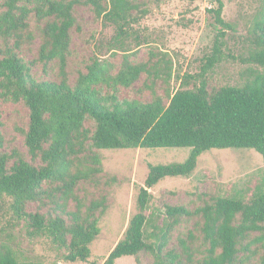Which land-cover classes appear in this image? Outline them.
Listing matches in <instances>:
<instances>
[{"label": "trees", "instance_id": "obj_1", "mask_svg": "<svg viewBox=\"0 0 264 264\" xmlns=\"http://www.w3.org/2000/svg\"><path fill=\"white\" fill-rule=\"evenodd\" d=\"M136 1L0 0V99L22 102L28 109L25 141L32 160L16 150L2 152L4 136L0 131V195L12 198L13 212L24 220L28 237L48 236L66 250L67 261L87 262L91 242L100 233L99 217L107 208L105 193L93 198L79 193L82 182L97 183L103 171L96 150L190 147L184 162L149 165L148 177L138 193L137 212L103 264H116L119 258L142 251L153 254L152 264H243L241 250L249 253L248 259L255 254L245 243L252 232H260L254 241L264 245V187L249 201L202 192L199 197L204 203L195 209L165 204L157 216H148L146 211L152 198L150 189L164 177L190 175L204 151L251 148L264 161V4L251 25L248 56L229 54L263 68L241 85L208 88L209 71L225 57V30L215 36L212 51L197 75L199 83L167 92V102L157 94L150 101L119 100L115 94L119 86L131 87L143 73L153 79H169L171 66L165 58L154 63L125 58L116 73L111 63L97 59L71 84L68 53L76 6H92L98 17L116 27L119 36L139 19L132 13L138 7ZM215 1L217 6L208 12L217 24L232 29L223 17L224 1ZM32 15L38 21L46 20L39 60L45 66L58 60L56 80L36 78L34 62L21 56V47L35 39ZM104 86L111 88L112 94H104ZM87 117L96 123L93 133L85 125ZM1 119L0 106V125ZM31 202L38 203L39 209L47 208L46 212L28 211ZM194 217H198V235L190 229L179 238L180 252L165 251L174 229ZM149 223L156 228L155 242L146 240ZM0 264L37 263L19 260L9 245L2 244ZM258 264H264V255Z\"/></svg>", "mask_w": 264, "mask_h": 264}, {"label": "rangeland", "instance_id": "obj_2", "mask_svg": "<svg viewBox=\"0 0 264 264\" xmlns=\"http://www.w3.org/2000/svg\"><path fill=\"white\" fill-rule=\"evenodd\" d=\"M223 1V17L232 25V29L217 24L208 12L209 8L217 6L215 0H137L138 7L132 13L139 19L127 28L126 33L119 36L116 27L106 24L102 17L96 15L92 6H76V23L71 30L72 42L68 53L71 84L97 59L111 63L113 73H116L125 58L133 62L151 63L165 58L171 66L169 79H153L143 73L131 87L119 86L115 94L119 100L140 101H150L157 94L167 102V92L193 88L199 83L197 75L212 51L215 36L220 30H225V57L209 71L208 88L213 90L224 85H241L255 71H263V68L233 59L229 54L236 57L248 56L251 44L247 38L264 0ZM45 23L46 20L38 21L35 15L30 17L35 39L32 43L24 44L20 53L25 60L34 62L32 73L36 78L56 80L59 77L58 60L49 62L47 66L39 60L41 31ZM102 92L112 94L113 90L104 86ZM0 106V131L4 136L2 152L10 154L16 150L32 161L25 141L29 124L28 109L22 102L3 99H0ZM85 125L91 133L94 132L96 123L92 118L87 117ZM96 151L101 156L103 168L99 181L82 182L79 193L88 198L105 193L107 208L99 217L100 233L91 242V256L87 262L67 261L64 258L66 250L60 249L48 236L28 237L24 220L16 217L12 209L13 200L5 194L0 195V245H9L19 260L37 264H103L111 250L123 239L131 217L137 212L138 193L148 177L149 165L184 162L192 148H116ZM263 187L264 161L256 150L213 148L198 157L197 167L190 175L167 176L151 188L152 198L146 214L150 216L155 213L157 216L165 204H180L195 209L204 203L199 197L202 192H208L214 197L249 201ZM27 210L45 213L47 208L39 209L38 203L31 202ZM197 220L198 217L183 220L174 229L165 251L173 249L180 252L179 238L185 236L190 229L198 235ZM155 231L152 223L147 224V242L156 241ZM258 235L260 232H252L245 241L255 254H251L248 259L246 256L249 253L241 250L239 257H244L243 264H258L264 255L262 242L254 241ZM197 243L200 244L201 240ZM201 248L204 250V246ZM198 256L201 257L202 254ZM153 260L151 252L142 251L136 256H123L116 264H152Z\"/></svg>", "mask_w": 264, "mask_h": 264}]
</instances>
